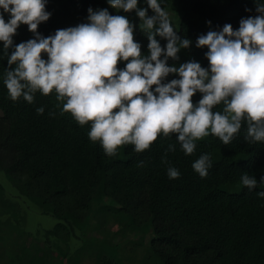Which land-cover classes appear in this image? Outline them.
<instances>
[{
  "label": "trees",
  "instance_id": "16d2710c",
  "mask_svg": "<svg viewBox=\"0 0 264 264\" xmlns=\"http://www.w3.org/2000/svg\"><path fill=\"white\" fill-rule=\"evenodd\" d=\"M138 6L148 7L145 0ZM162 6L178 10V34L192 41L181 50L178 61L169 59V65L177 66L196 60L208 67V49L196 47L197 38L226 23L238 29L242 18L258 14L256 0H163ZM89 7L127 16L136 25L134 39L141 43L142 53L148 54L149 40L139 27L135 10L112 11L107 0H48L46 10L51 16L38 31L48 36L57 29L86 23ZM32 38L33 32L22 24L14 43ZM157 39L162 46L166 44L159 36ZM125 64L121 61L118 67ZM6 68L7 58H0V155L3 151L8 154L4 166L0 157V168L16 195L30 203L32 212L36 209L57 220L53 227L45 228L43 236L61 259L79 255L87 215L105 207L106 199L111 198L117 205L106 209L121 227L144 234L153 231L150 250L160 264H264V197L257 195L264 191V184L249 190L241 182L245 171L258 181L264 176V142L244 139L246 123L231 143L209 135L196 142L191 155L181 150L175 134H161L142 152L126 144L109 156L99 141L89 138L91 123L82 126L71 113H62V103L54 92H37L32 103L23 97L13 101L3 83ZM173 78H179L178 74L167 79ZM200 98L197 92L192 99L196 103ZM39 107L44 108L42 114ZM173 144L175 151L168 150ZM204 153L210 154L212 166L202 178L192 165ZM169 167H176L180 176L169 178ZM19 258L20 264H48L43 249L21 246ZM108 264H114L113 259Z\"/></svg>",
  "mask_w": 264,
  "mask_h": 264
},
{
  "label": "clouds",
  "instance_id": "9594fccd",
  "mask_svg": "<svg viewBox=\"0 0 264 264\" xmlns=\"http://www.w3.org/2000/svg\"><path fill=\"white\" fill-rule=\"evenodd\" d=\"M47 2L0 0V58L8 61L3 83L13 101L23 97L32 103L35 93L54 92L62 113H71L82 126L91 123L89 138L99 141L109 156L126 144L142 152L161 134H175L181 150L191 155L196 142L209 135L231 143L245 123L244 139L264 142V0H256L258 14L242 18L238 29L226 23L197 38L196 47L208 49V67L196 60L169 65V59L178 61L192 41L178 34L163 0H145L144 8L138 6L140 0H107L118 12L135 10L149 40L146 55L134 39L136 25L127 16L112 15L108 8L89 7L88 22L44 36L38 28L51 16ZM22 24L28 25L34 38L15 44L14 35ZM121 61L126 62L123 68L118 67ZM170 74L179 78L169 81ZM197 92L201 98L194 103ZM221 104L222 111L214 110ZM37 111L42 114L44 108ZM175 147L169 145L168 150ZM211 166L208 153L192 165L202 178ZM167 171L171 179L180 176L176 167ZM241 182L255 190L264 184V176L258 181L245 171ZM257 195L264 197V191Z\"/></svg>",
  "mask_w": 264,
  "mask_h": 264
},
{
  "label": "rangeland",
  "instance_id": "374dc122",
  "mask_svg": "<svg viewBox=\"0 0 264 264\" xmlns=\"http://www.w3.org/2000/svg\"><path fill=\"white\" fill-rule=\"evenodd\" d=\"M168 11L179 28L178 10ZM6 155L5 151L0 155L2 166L7 163ZM16 194L0 168V264H20L21 246L45 250L48 264H59L61 260L63 264H108L111 259L114 264H160L150 250L153 231L144 234L121 227L106 209L108 205H117L111 198L106 199L105 207L87 215L79 255L61 259L43 236L45 228L53 227L57 220L52 215L36 213V209L32 212L30 203Z\"/></svg>",
  "mask_w": 264,
  "mask_h": 264
}]
</instances>
